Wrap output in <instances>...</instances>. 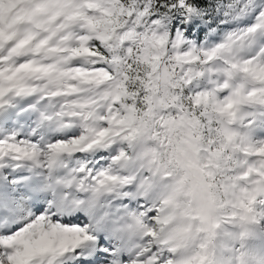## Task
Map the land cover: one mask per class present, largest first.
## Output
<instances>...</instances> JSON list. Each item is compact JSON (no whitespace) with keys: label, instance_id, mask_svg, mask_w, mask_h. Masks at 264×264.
Segmentation results:
<instances>
[{"label":"snow or ice","instance_id":"snow-or-ice-1","mask_svg":"<svg viewBox=\"0 0 264 264\" xmlns=\"http://www.w3.org/2000/svg\"><path fill=\"white\" fill-rule=\"evenodd\" d=\"M0 264H264V0H0Z\"/></svg>","mask_w":264,"mask_h":264}]
</instances>
